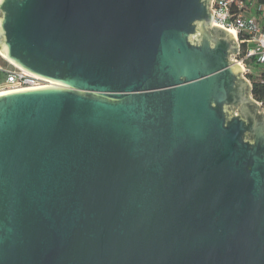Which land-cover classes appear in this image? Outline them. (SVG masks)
<instances>
[{"label":"water","instance_id":"obj_1","mask_svg":"<svg viewBox=\"0 0 264 264\" xmlns=\"http://www.w3.org/2000/svg\"><path fill=\"white\" fill-rule=\"evenodd\" d=\"M211 1L0 0L54 82L0 94V264H264V113Z\"/></svg>","mask_w":264,"mask_h":264},{"label":"built area","instance_id":"obj_2","mask_svg":"<svg viewBox=\"0 0 264 264\" xmlns=\"http://www.w3.org/2000/svg\"><path fill=\"white\" fill-rule=\"evenodd\" d=\"M256 6L257 18L247 16L251 5ZM210 9L213 13V25H218L235 32V42L239 50L232 55L243 68L244 77L250 81L248 69L256 68L264 71V1L260 0H212ZM1 16V14H0ZM244 34V38H241ZM0 74L12 75L16 79V88L12 90L32 89L48 86L53 81L35 75L20 68L6 58L0 49ZM254 99V98H253ZM260 105L259 113H264V104L254 99Z\"/></svg>","mask_w":264,"mask_h":264},{"label":"trees","instance_id":"obj_3","mask_svg":"<svg viewBox=\"0 0 264 264\" xmlns=\"http://www.w3.org/2000/svg\"><path fill=\"white\" fill-rule=\"evenodd\" d=\"M264 1V0H260ZM241 38H244V34H241ZM7 76H11L12 80H8ZM251 79V95L257 101H260L264 104V71H260L257 77H254L252 73H249ZM5 83H15L16 79L12 75L0 74V82ZM255 106V104H253Z\"/></svg>","mask_w":264,"mask_h":264},{"label":"rangeland","instance_id":"obj_4","mask_svg":"<svg viewBox=\"0 0 264 264\" xmlns=\"http://www.w3.org/2000/svg\"><path fill=\"white\" fill-rule=\"evenodd\" d=\"M0 49H1V46H0ZM248 72L252 73L254 77H257L258 74H259V71L256 68H253V67H251V69H248ZM7 78H8V80H12L11 76H7ZM247 78L251 82V79H250L249 75L247 76ZM5 82H7V81H5ZM5 82L4 81L0 82V91H10V90H12V89L17 87L15 83L13 84V83H5Z\"/></svg>","mask_w":264,"mask_h":264},{"label":"crops","instance_id":"obj_5","mask_svg":"<svg viewBox=\"0 0 264 264\" xmlns=\"http://www.w3.org/2000/svg\"><path fill=\"white\" fill-rule=\"evenodd\" d=\"M249 18H257L259 13L256 11V6L254 4L251 5V8L247 14Z\"/></svg>","mask_w":264,"mask_h":264},{"label":"bare ground","instance_id":"obj_6","mask_svg":"<svg viewBox=\"0 0 264 264\" xmlns=\"http://www.w3.org/2000/svg\"><path fill=\"white\" fill-rule=\"evenodd\" d=\"M234 35H235V32L233 30H230ZM9 91H0V94H3V93H7Z\"/></svg>","mask_w":264,"mask_h":264}]
</instances>
